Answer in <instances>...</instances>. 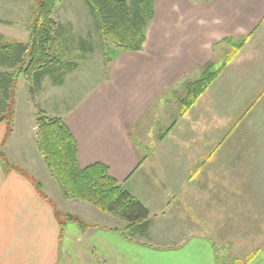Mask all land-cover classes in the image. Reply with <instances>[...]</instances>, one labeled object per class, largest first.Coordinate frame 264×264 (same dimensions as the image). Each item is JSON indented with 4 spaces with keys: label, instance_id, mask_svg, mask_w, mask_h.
<instances>
[{
    "label": "rangeland",
    "instance_id": "rangeland-1",
    "mask_svg": "<svg viewBox=\"0 0 264 264\" xmlns=\"http://www.w3.org/2000/svg\"><path fill=\"white\" fill-rule=\"evenodd\" d=\"M38 2L0 0V34L28 42ZM198 3L211 2L157 0L158 14L145 28L143 53H132L105 45L85 0H60L52 18L62 26L59 32L67 46L64 61L76 63L78 68L63 73L59 85L45 78L36 93H31L25 77L21 79L13 133L7 143L12 154L7 155L2 144L0 149L13 166L37 178L58 210L89 226L125 232L127 238L154 247H178L191 236L201 237L215 247L218 263L244 264L264 243V88L249 86L246 91L243 86L217 85L216 80L189 113L181 116L188 84L199 80L210 64L223 73L228 57L246 38L217 42L212 62L181 73L176 69L182 57L177 38L198 34ZM82 42L86 44L84 53L79 50ZM164 56L173 58L174 69L180 73L170 69L168 61L163 62ZM162 62L163 70L172 74L169 83H160L157 89L151 80L164 83L162 77L151 79L145 72L153 68L160 74ZM41 112L48 119L74 118L83 134L101 138L108 145L122 143L134 148L139 162L130 185L151 178L148 195L131 194L149 209L146 236L129 230L118 215L61 191L37 152ZM6 132L3 123L0 143ZM35 168L37 174L31 170ZM3 172L23 177L5 168ZM120 184L128 191L127 183Z\"/></svg>",
    "mask_w": 264,
    "mask_h": 264
},
{
    "label": "crops",
    "instance_id": "crops-1",
    "mask_svg": "<svg viewBox=\"0 0 264 264\" xmlns=\"http://www.w3.org/2000/svg\"><path fill=\"white\" fill-rule=\"evenodd\" d=\"M155 5L157 17V0ZM204 5L196 8L201 14L198 34L174 41L182 55L176 69L186 73L201 67L202 62H212L213 45L225 38L249 37L215 83L243 86L246 91L249 86L264 88V0H215ZM171 59L164 56L163 62L168 61L170 69L180 73ZM154 60L159 61L156 57ZM163 62L160 74L153 68L145 72L151 79L154 75L162 77L164 83L151 80L157 89L160 83L166 86L172 74L170 69L163 70ZM65 122L77 140L81 169L103 163L119 183L128 184L130 194L148 195L151 178L130 185L139 162L133 147L108 145L101 138L83 134L74 118ZM6 147L7 155L12 154ZM39 157L42 159L40 153ZM31 170L37 174L36 168ZM3 171L0 155V264H217L215 247L201 237L191 236L183 245L165 248L138 243L116 230L101 227L85 231L68 223L62 230L53 209L40 198L34 185L15 173L6 176ZM259 251L251 264H264V243Z\"/></svg>",
    "mask_w": 264,
    "mask_h": 264
},
{
    "label": "trees",
    "instance_id": "trees-1",
    "mask_svg": "<svg viewBox=\"0 0 264 264\" xmlns=\"http://www.w3.org/2000/svg\"><path fill=\"white\" fill-rule=\"evenodd\" d=\"M213 2L215 0H204ZM60 0H39L31 26L30 40H10L0 34V125H7L2 148L7 146L13 133L17 89L23 77L31 84V93L42 87L45 78L50 77L56 85L62 82L65 72H73L76 63L65 62L67 46L60 34L62 26L57 24L52 13ZM94 18L105 45H112L125 52L139 53L147 41L145 28L155 18V0H85ZM249 40L246 37L228 57L227 66ZM79 50L86 51L81 43ZM222 74V69L207 66L202 77L188 84V100L182 102L181 116H186ZM38 150L46 165L55 175L61 191L69 197L85 200L98 206L106 213L118 215L129 230L147 235L150 227L149 209L135 199L110 173L103 163H94L86 169L79 165L78 143L66 122L61 118L48 119L44 112L37 121ZM174 125L167 130L166 135ZM3 149L0 152L3 167L7 172L20 173L30 181L37 193L53 206L54 215L63 230L68 223L80 228H89L82 219L58 210L53 201L43 193V185L28 171L13 166ZM123 236L127 237L124 232ZM260 251L252 254L246 263L251 264ZM217 259V252H216ZM217 264H221L220 262ZM238 264V263H237Z\"/></svg>",
    "mask_w": 264,
    "mask_h": 264
}]
</instances>
